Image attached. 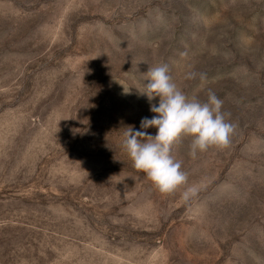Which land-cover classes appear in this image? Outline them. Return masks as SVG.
<instances>
[{"label":"rangeland","instance_id":"374dc122","mask_svg":"<svg viewBox=\"0 0 264 264\" xmlns=\"http://www.w3.org/2000/svg\"><path fill=\"white\" fill-rule=\"evenodd\" d=\"M161 63L237 125L187 201L122 146ZM0 264H264V0H0Z\"/></svg>","mask_w":264,"mask_h":264},{"label":"clouds","instance_id":"9594fccd","mask_svg":"<svg viewBox=\"0 0 264 264\" xmlns=\"http://www.w3.org/2000/svg\"><path fill=\"white\" fill-rule=\"evenodd\" d=\"M147 83L142 91L149 101L158 98V105L151 104L152 118L144 117L141 130L129 125L124 131L122 146L129 155L135 169L144 172L162 194H174L184 188L187 201L198 195L200 188L188 185V173L182 161L173 155L174 145L189 139V155L196 157L209 149H226L236 134L237 125L230 120V113L223 110L224 101L211 90L206 100L189 97L174 82L167 63L150 66ZM206 79V74L189 71L185 79ZM156 128L155 135L146 131ZM187 186V187H185Z\"/></svg>","mask_w":264,"mask_h":264}]
</instances>
